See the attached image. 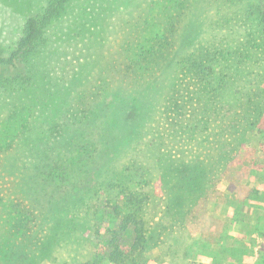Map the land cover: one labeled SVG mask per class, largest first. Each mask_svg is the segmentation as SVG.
Listing matches in <instances>:
<instances>
[{"label": "trees", "instance_id": "obj_1", "mask_svg": "<svg viewBox=\"0 0 264 264\" xmlns=\"http://www.w3.org/2000/svg\"><path fill=\"white\" fill-rule=\"evenodd\" d=\"M69 1L50 0L41 14L28 17L14 49L7 56L0 55V70L15 68L19 58L30 57L26 75L7 79V87L19 85L22 90L29 82L32 90L36 87L44 74L42 50L38 51L40 37L49 23L63 14ZM121 1L126 9V42L120 46L124 56L121 54L118 63L112 55L103 54L104 67L100 64L93 77L106 73L100 77L106 87L102 94L111 80L130 89L132 84L137 86L136 93L141 92L145 103L129 111L131 123L124 122V126L129 136L136 137L130 147L134 144L149 150L133 148L137 152L130 157L139 165L151 158L164 182H171L169 189L162 187L161 198L151 203L152 211L147 214L149 170L134 162L135 176L125 180L118 170L105 181L131 183L134 179L131 185L111 184L100 192L95 188L93 193L80 184L82 178H89L94 164H103L112 152L119 154L117 148L103 152L104 156L96 151L94 136L104 130L98 124L91 127V121L98 117L99 106L84 104L82 112L63 107L52 117L28 108V117L22 119L12 114L13 109L9 116L16 131L11 140L16 156L7 167L14 172L22 169V174L13 179L15 199L0 196V264H40L44 259L50 264H149L148 253L153 249L158 251L154 263L166 264L177 245L189 255L198 253V264H264V253L254 252L256 237L264 236L263 214L254 224L241 217L253 205L264 210V189L249 190L240 198L236 190L227 195L230 198L224 205L232 212L230 227L240 237L231 246L221 244L219 250H213L215 242L197 237L200 232L195 221L199 204L209 198V178L226 176L245 146L246 134L257 131L264 147V0ZM202 9L207 13V31L203 33L199 24L192 23L194 14ZM54 26L60 36L69 30L58 23ZM86 71L82 73L88 74ZM1 78L0 73L3 88ZM32 90H24L29 99L35 96ZM50 134L58 148L49 153L47 145H54ZM109 141H116L115 134ZM261 154L264 156V151ZM49 190L57 195L53 200L48 199H52ZM113 191L115 200L109 197ZM39 219L52 225L44 240L37 234ZM100 231L104 240L94 243L95 251L71 260L57 254L59 242L70 244L73 233L78 235L74 243L79 245L77 240L83 236L85 245L90 233ZM183 235L190 239L186 244L180 240Z\"/></svg>", "mask_w": 264, "mask_h": 264}, {"label": "rangeland", "instance_id": "obj_2", "mask_svg": "<svg viewBox=\"0 0 264 264\" xmlns=\"http://www.w3.org/2000/svg\"><path fill=\"white\" fill-rule=\"evenodd\" d=\"M115 1L70 0L68 2L63 14L51 21L50 25L42 33V38L40 37L43 40L39 43V48H37L39 52L42 50L43 59L41 58V64L44 74H41L33 90L30 87L32 86L31 82L22 86V90L18 88L19 85L7 87L6 84L7 79L16 78L17 74H20L21 78L26 75L27 62L30 60V57L26 59L24 57L19 58L15 68L0 70L1 80L5 85L3 88H0V196L15 199L12 197V193H14L12 186L15 182L13 179L16 178L15 176L20 177L22 174L20 172L22 169L14 172L13 169L7 167L16 156V149L13 142H11L15 138L16 131L12 126L9 116L13 109L19 111L18 113L13 110L12 114L16 118L18 117L17 119H20L22 116L27 115L25 113L28 108H36L44 115L52 117L56 114V110L63 107L68 109L74 108L77 112H82V108H85L84 104L99 106L98 110L100 112L98 113V117L91 121V127L98 124L104 130L103 134L94 136L97 144L96 151L102 154L105 151L111 152L113 151L112 149L117 148L119 154L116 156L112 152L110 158L107 156L103 164L101 163L97 167L94 164L89 178H82L80 184L95 193V188L100 192L111 184L131 185L133 182L135 183L134 179H132L131 183L105 181L111 180L118 170L123 172L125 180L130 176H135L134 168L131 167V162L134 161L130 155L137 151L133 148H138V151L149 150L141 149L134 144L130 147V144L134 143L136 137L134 135L129 136L127 126L126 129L124 126V122H127V124L131 123L128 119L130 117L129 111L131 109L138 110L140 104L145 103L142 100V94L141 92L140 94L136 93L137 86L135 84H132L133 87L130 89V87L122 85L121 82L112 80L109 82L106 93L102 94L103 90H106V87L102 80L104 77H100L106 73L102 72L98 77H93L94 70H98L100 64L101 68L104 67L101 60L103 54L104 57L112 55L116 62H121V54L123 55V53L120 52V46L126 42V38L124 37L125 29L123 27V23L126 20V9L124 1ZM49 2L50 0H0L1 56H7L14 49L26 19L41 14ZM107 5L108 8L106 9ZM203 12L204 10L202 9L196 16L194 14L193 22L192 17H189L193 25L199 24V29L202 33L203 31H207L205 19L207 13L204 14ZM56 23L62 25L63 29L69 28L68 32H63V36H60L58 31L55 30L54 25ZM65 23H69V26H66ZM144 36L145 33H142L141 37L144 38ZM41 45H44L46 48L41 49ZM33 61L34 56L32 55L31 62ZM84 69L85 71L88 70V74L82 73ZM164 76L165 74H162L161 80H163ZM17 80L19 83V79ZM94 86L96 87L93 92L92 87ZM26 89L32 90L35 96L31 97V99L27 98L28 91H24ZM138 91H140V88ZM142 119L144 120L143 117ZM119 132L122 133L124 139L121 138ZM114 134L116 141H109ZM103 135L106 138L103 140L99 139ZM245 140V146L240 149L237 158L227 169L226 176L219 177V175L214 174L209 178L210 182L207 183V186L210 188L209 198L203 200L199 204V209H197L199 219L195 221L197 223V231L200 232L197 233V237L202 235L204 238H209L210 241L215 242L217 245L214 244L212 246L213 250H219L221 244L231 246L236 240H240V237L230 227L232 212L227 209L225 210L224 204L228 201L226 198H230L227 196H230V191L236 190L240 198L249 192V190L255 188L264 189V156L261 154V151H264V147L259 142L258 132H248ZM49 141H52L54 144L53 148H49L50 145H47L48 152L50 153V151L58 148V143L55 141L53 134H50ZM10 143L12 145H9ZM7 144L9 146L6 147ZM120 145L123 147L120 148ZM83 153L85 154V152ZM101 156L104 155L102 154ZM5 165L6 167L3 169L2 167ZM134 165L140 166L143 170H149L150 182H145V190L150 194V205L146 206V212L149 214L152 211L151 203L161 198L162 187L169 189L171 182H164L165 179L161 177L157 166L152 164L151 158L144 165H139L135 162ZM7 168V172L4 171ZM99 172L102 173L99 174ZM49 191V194L52 193V199L46 193L48 199L53 200L57 197L55 192ZM115 193L116 191H113V193L109 194L111 200H115ZM99 198H102L101 200L104 199L102 196ZM25 201L30 204V200L27 199ZM87 202L89 212L92 214V204L88 200ZM32 203L34 202L32 201ZM38 206H40L42 211L45 210V206ZM256 206L253 205L250 209H247L248 212L241 213V217L245 222L254 224L258 216L263 214L262 216L264 217V210L261 211V208H256ZM55 208H57V204ZM38 216V213H36L37 218H39ZM51 228V224H42L40 219L37 221V234L43 240L50 234ZM191 231H193V228H191ZM77 238L76 232L71 235V239L76 240ZM82 238L77 240L80 242L79 245H77V242L74 243L73 240L70 244L65 241L59 242L57 254L65 258L69 256L68 260H71L73 256L80 257L81 253H86L88 250L95 251L97 248L94 246V243H101L100 238L104 240V236H101V231L98 234L90 233L87 237L88 243L85 245ZM180 240L183 244L190 241L185 235ZM256 240L257 245H254V252L260 255L264 253V236L260 238L256 237ZM157 255L158 251L155 249L148 253L151 259L149 264H155L153 259ZM169 255V262L166 264H198L200 262L197 258L198 253L189 255L188 251L179 245L175 246V248L173 246V250ZM40 264L50 263L47 259H44Z\"/></svg>", "mask_w": 264, "mask_h": 264}]
</instances>
